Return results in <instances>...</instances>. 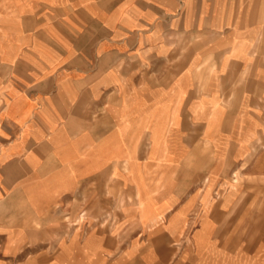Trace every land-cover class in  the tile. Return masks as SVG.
Returning a JSON list of instances; mask_svg holds the SVG:
<instances>
[{
	"label": "crops",
	"instance_id": "0c3cea01",
	"mask_svg": "<svg viewBox=\"0 0 264 264\" xmlns=\"http://www.w3.org/2000/svg\"><path fill=\"white\" fill-rule=\"evenodd\" d=\"M263 131L264 0H0V264H167L196 210L172 264H264ZM107 180L132 239L53 227Z\"/></svg>",
	"mask_w": 264,
	"mask_h": 264
},
{
	"label": "rangeland",
	"instance_id": "374dc122",
	"mask_svg": "<svg viewBox=\"0 0 264 264\" xmlns=\"http://www.w3.org/2000/svg\"><path fill=\"white\" fill-rule=\"evenodd\" d=\"M261 138L259 146H261L262 154L264 156V133ZM261 169L262 173L260 175L253 176L252 174H247L245 177L244 202L238 208H235L233 213L230 212L229 215H227V220L224 221V227L225 229L244 228L247 231V236L252 234V243H254L255 240V243H259L264 250V168ZM82 192L81 195L84 196V204L76 203L70 205L69 214L64 212L62 208H55L54 211L57 212L58 218L54 221L53 227L56 226L59 231L65 232H72L74 229H80L83 232H86L91 228H98L101 231L111 230L115 233L114 240L117 241V246L120 248L125 240L132 239V235L129 237V233H132V230L136 231L137 226L132 222H125L121 219V211L125 206L124 203L131 201V199L128 200L129 193L121 188H110L109 180L105 182L103 181L101 187L90 182ZM195 212H193L191 219L184 222L183 236L178 238L176 244L173 245V250L170 253L172 258L167 264H172L173 258L177 257L181 249L189 244L190 234L195 228L193 222ZM240 212L245 214L243 220L238 221L236 220L237 217L233 220L228 219L237 216V213ZM29 223L32 227L36 226L35 228H41L43 225L42 222L35 220H32V222ZM247 236L246 239H249L250 236ZM133 237H140V235L136 232ZM57 238V236L49 235L47 237L45 236V239L43 240L49 241V245H51L53 240ZM27 244H30V242ZM28 249V247L26 248V246H24L16 259L24 261L35 255L31 254ZM261 261L264 263V251Z\"/></svg>",
	"mask_w": 264,
	"mask_h": 264
},
{
	"label": "bare ground",
	"instance_id": "6f19581e",
	"mask_svg": "<svg viewBox=\"0 0 264 264\" xmlns=\"http://www.w3.org/2000/svg\"><path fill=\"white\" fill-rule=\"evenodd\" d=\"M138 198H139V197H138ZM150 207H151V206H150ZM150 207H149V208H150ZM151 209H152V208H151ZM152 211H153V209H152ZM149 216H150V215H149ZM151 218H152V217H151ZM156 220H157V219H156ZM154 221H155V220H154ZM157 221H158V220H157ZM159 221H160V220H159ZM147 222H148V221H147ZM147 222H146V223H147ZM150 224H151V222H150ZM148 225H149V224H148ZM146 226H147V225H146Z\"/></svg>",
	"mask_w": 264,
	"mask_h": 264
}]
</instances>
